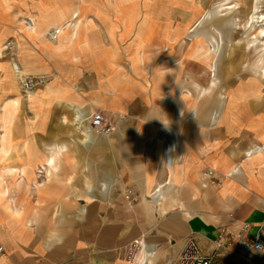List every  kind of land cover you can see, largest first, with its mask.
I'll return each mask as SVG.
<instances>
[{
  "label": "crops",
  "instance_id": "crops-1",
  "mask_svg": "<svg viewBox=\"0 0 264 264\" xmlns=\"http://www.w3.org/2000/svg\"><path fill=\"white\" fill-rule=\"evenodd\" d=\"M254 3L245 4L251 11ZM233 9L221 16L216 5L202 15L197 26L213 15L216 34L195 27L187 36L210 47L207 88L205 76L190 81L184 66L149 64L144 32L128 40L120 18L91 33L81 16L71 21L77 7L41 12L50 22L41 31L36 20L35 36L67 25L55 42L41 40L57 76L33 97L32 128L6 149L10 167L25 171L18 203L0 210V264H177L189 238L215 253V264H264V99L213 93ZM244 37L256 54L249 71L264 79V38L248 29ZM97 111L114 128L107 137L86 127ZM37 168L48 176L33 189ZM244 224L262 251H216L219 228L236 234Z\"/></svg>",
  "mask_w": 264,
  "mask_h": 264
},
{
  "label": "rangeland",
  "instance_id": "rangeland-1",
  "mask_svg": "<svg viewBox=\"0 0 264 264\" xmlns=\"http://www.w3.org/2000/svg\"><path fill=\"white\" fill-rule=\"evenodd\" d=\"M243 1L248 4L252 2ZM260 1L255 4L257 12L251 13L242 0H0V12L4 14L3 23L0 22V210L5 209L9 199L14 198L17 204V196L22 194L23 190L21 178L25 170L10 167L6 156L7 146L19 144L23 129L32 128L33 97L39 89L44 88L57 76L49 56L45 54L47 51L40 45L43 43L41 40L55 42L62 28L67 25L35 36V29H30L28 21H32L35 28L36 20H40V28L43 31L45 26L49 25L50 18L42 19L41 12L52 16L61 8L71 10L77 7L80 15L78 17L75 13L71 16L73 23L78 24L82 17L84 24L81 28H87L91 33H105V29L110 27L107 23L120 18V22L125 23L123 26L128 29V40H132L138 31L144 32L145 45L142 47V53L148 58L149 64L165 69L172 65L184 66L187 72H191L188 78L190 81H198L199 77L205 76L202 86L207 88L213 79L209 60L206 58L210 47L201 38L190 42L187 36L193 35L195 27L198 30L200 27H206L210 34H216L209 23L213 18L212 14L210 20L197 26L199 20H202V15L217 5L223 16L230 12L225 9L236 5V9H233L235 11L231 10L234 19L225 34L227 41H224L221 59L217 64L216 76L219 83L213 93L217 91L223 96L234 93L245 98L264 99V79H259L249 71L256 54L252 50L244 49L246 29L254 36H262L257 31L264 29V21L257 24L253 22L255 27L250 23L251 15L254 19L258 16L264 19ZM261 2L264 6V0ZM146 17L152 18L158 24H145ZM101 49L102 42H97V53ZM14 63L20 72H26L22 73V77L29 78L34 83L33 91L31 90L32 93L28 96L23 92L20 76L18 78L13 71L10 75L7 72ZM42 65L46 71H39ZM204 65L207 72L201 70L199 74L200 66ZM245 107L246 105H239V108ZM86 127L89 129L87 124ZM89 131L100 136L90 129ZM30 171L34 183L31 187L35 189L43 183L48 173L41 168Z\"/></svg>",
  "mask_w": 264,
  "mask_h": 264
},
{
  "label": "built area",
  "instance_id": "built-area-1",
  "mask_svg": "<svg viewBox=\"0 0 264 264\" xmlns=\"http://www.w3.org/2000/svg\"><path fill=\"white\" fill-rule=\"evenodd\" d=\"M59 32L56 34L58 35ZM55 36V35H54ZM23 82V92L26 96L32 93V89L34 87V83L29 78L23 76L21 78ZM43 81V80H42ZM43 84V83H42ZM32 90V91H31ZM87 126L90 130L94 131L95 133L101 136H109L114 132V128L111 126V123L103 117L102 112L97 111L94 112L90 118L87 120ZM214 177V171L207 169L203 173V178L210 181ZM248 224H244L239 232L236 234L229 233L225 228H219V237L216 242V251L221 249H228L233 244L236 245L234 252L240 257L244 258L247 252L249 251H262V245L259 241L258 237H250L247 234L248 231ZM264 234V232H261ZM138 243L135 242L133 246H131L130 251L128 252V257L130 260L133 261L134 253L133 251L137 248L136 245ZM4 252L3 248L0 246V255ZM215 253L213 254H203L199 249L196 242L189 238L187 240L186 246L181 254L178 256L176 263L177 264H215Z\"/></svg>",
  "mask_w": 264,
  "mask_h": 264
},
{
  "label": "bare ground",
  "instance_id": "bare-ground-1",
  "mask_svg": "<svg viewBox=\"0 0 264 264\" xmlns=\"http://www.w3.org/2000/svg\"><path fill=\"white\" fill-rule=\"evenodd\" d=\"M259 2V0H255V3L253 4V6L251 7V13L254 11V12H257V7L255 6V4H257ZM260 17L258 16V17H255V19H254V16L253 15H251V20H250V23H251V26H253V27H255L254 26V24H253V22L255 23V24H257V23H259V22H262V21H264V19H262V17L260 18V20H258ZM262 19V20H261ZM28 23H29V25H30V29H35V28H33V23H32V21H28ZM262 26H264V24L262 25ZM260 35H262V36H264V29H261V30H259V31H257ZM12 62V61H11ZM11 66H12V69H13V72H14V74H16L17 75V77L18 76H20V78H23L22 77V72H20V70H19V68L17 67V65L14 63V64H11ZM214 70V69H213ZM19 78V77H18ZM44 170V169H43Z\"/></svg>",
  "mask_w": 264,
  "mask_h": 264
}]
</instances>
